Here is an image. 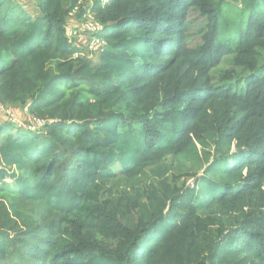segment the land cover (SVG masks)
<instances>
[{
    "label": "trees",
    "instance_id": "obj_1",
    "mask_svg": "<svg viewBox=\"0 0 264 264\" xmlns=\"http://www.w3.org/2000/svg\"><path fill=\"white\" fill-rule=\"evenodd\" d=\"M263 57L264 0H0V264H264Z\"/></svg>",
    "mask_w": 264,
    "mask_h": 264
},
{
    "label": "rangeland",
    "instance_id": "obj_2",
    "mask_svg": "<svg viewBox=\"0 0 264 264\" xmlns=\"http://www.w3.org/2000/svg\"><path fill=\"white\" fill-rule=\"evenodd\" d=\"M22 4L26 5L27 8L28 7H34V4H35V0H19ZM94 0H80V3L83 4L85 3L86 6H89L93 3ZM76 15H74L73 17H70L71 20H70V27L71 29H77V31H82L83 28H82V23L79 22L76 18H75ZM204 27V21L203 19H200L199 18V14L197 11H193L191 13V16H190V20H189V23H188V37L191 38V39H194L196 38L198 35H200V32L202 31ZM69 29V30H71ZM90 39V36L83 33V32H80L78 33L76 36H75V41L78 42L79 45H82L84 46L85 48L87 47L88 45V41ZM87 52V51H86ZM261 64L264 65V57L263 59L261 60ZM228 67H232V64L231 62H229L228 64ZM244 75V74H242ZM1 107H5L4 108V113L0 114V122L2 121H7L9 123H12L16 126H21L22 128H25V129H29V128H33V125H34V120H32L31 118V115L26 112V110H23V108L21 106H10V105H7L4 106L2 104H0ZM7 108V109H6ZM7 111L10 112V114L8 115ZM39 130V129H37ZM40 132H43V129L40 131ZM170 160V159H169ZM172 160V159H171ZM174 164V166H178L179 168H182L180 166V164L178 163L177 160H173L172 162ZM187 167H191V163H186L184 164V168ZM115 169H119L118 167H116ZM179 170V169H177ZM176 172V171H175ZM196 172H199V175L201 174L200 171H196ZM193 181H189L188 182V185H192ZM97 191L94 192L92 195H90V198H89V201H88V205L93 209L97 206Z\"/></svg>",
    "mask_w": 264,
    "mask_h": 264
},
{
    "label": "built area",
    "instance_id": "obj_3",
    "mask_svg": "<svg viewBox=\"0 0 264 264\" xmlns=\"http://www.w3.org/2000/svg\"><path fill=\"white\" fill-rule=\"evenodd\" d=\"M76 12H74V15ZM82 31H77V29H71L68 31V37L70 39L74 38L78 33L83 32L90 36V39L88 41V45L86 47V50L88 53L94 54L98 53L100 50H102L106 46V41L102 38L97 37V35L101 34L104 31V25L98 23L92 16H88L84 18V21L82 22ZM75 30V31H73ZM4 108L0 106V114L4 113ZM7 109V108H6ZM23 110H26L28 112L27 108H24ZM8 115L10 114L9 111H7ZM32 117V116H31ZM32 120H34L33 128H29L27 130L35 132V131H41L47 124L45 120L39 119L37 117H32ZM52 121H49L48 123H51ZM21 129V126H18ZM39 129V130H37ZM26 130V129H25Z\"/></svg>",
    "mask_w": 264,
    "mask_h": 264
}]
</instances>
